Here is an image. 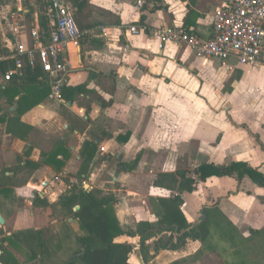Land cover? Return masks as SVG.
Here are the masks:
<instances>
[{"label": "crops", "instance_id": "0c3cea01", "mask_svg": "<svg viewBox=\"0 0 264 264\" xmlns=\"http://www.w3.org/2000/svg\"><path fill=\"white\" fill-rule=\"evenodd\" d=\"M222 2L88 0L84 13L91 26L78 46L67 49L71 68L59 99L38 98L45 92L41 77L31 93L18 88L14 100L0 97V264H63L79 249L76 237L86 233L78 220L70 214L53 218V203L79 188L114 198L123 230L114 241L130 245L129 264H204L218 250L233 254L229 244L208 248L183 231L138 230L142 223L157 225L164 212L159 199L177 194L156 186L157 175L179 169L197 180L192 192L180 194L187 223L202 221L203 209L215 206L235 227L236 241L264 228V185L247 176L199 180L194 174L201 164L244 162L264 176V65L199 57L173 42L160 47L156 34L166 23L208 38ZM21 5L18 0L8 30L0 21V62L6 67L0 65V86L13 66V22L26 21ZM30 5L36 6L32 27L21 35L27 41L44 14L34 0ZM6 12L2 6L0 13ZM21 95L30 101L18 106ZM52 186L64 192L50 197ZM32 236L41 249L33 247Z\"/></svg>", "mask_w": 264, "mask_h": 264}, {"label": "trees", "instance_id": "16d2710c", "mask_svg": "<svg viewBox=\"0 0 264 264\" xmlns=\"http://www.w3.org/2000/svg\"><path fill=\"white\" fill-rule=\"evenodd\" d=\"M30 0H22V5L28 11L24 13L26 26L31 28L33 7L30 5ZM37 5L38 11L45 10V0H34ZM71 6L72 15L76 22L78 29L82 33L91 25L85 21L86 14L85 8L88 6V0H67ZM39 28L46 38L49 33V26L45 15H40ZM1 69L5 70V64L0 62ZM41 77L40 85L45 92L42 93L43 97L49 93V84L47 74L42 70L38 61L33 66H25L21 73L13 75L5 86H0V97L8 96L9 101L14 100V97L20 92L18 88L26 91V94L33 91V83L38 82L37 79ZM29 102L30 100L26 95H21L17 100L18 106L23 101ZM35 103V102H33ZM3 118H0L2 121ZM199 180H205L211 176H230L238 180L244 176L249 177L253 182L258 185H264V176L247 163L232 162L228 165H219L213 163L201 164L195 169ZM197 180L192 176H188V171L179 169L174 173H159L154 180L156 186L166 188L170 191L177 192L169 199H159L161 201L164 212L160 224L142 223L140 226L145 225L150 232H157L161 228L174 229L177 232L183 231V237L189 236L192 239L199 240L202 246H210V240L217 236V232H223L227 239L230 248H233V255L242 254L241 250L244 248L246 241L252 236H258L263 233L264 228L261 230H250L249 237H241L236 241L233 231L235 227L227 220V218L215 206L205 207L203 213L205 217L202 221L197 223H187L183 214L179 210L181 203L180 194L182 192H192L195 188ZM63 208L67 209L73 219H77L79 227L85 231V235L76 237V241L80 244L79 249L69 254L68 257L62 261L63 264H129L128 254L131 250L130 245L117 243L114 239L123 234V230L119 226L118 220L115 216L113 205L114 198L111 196L98 197L96 192L87 191L83 188L72 189L59 199ZM264 203V202H263ZM35 204L50 208L51 205L46 201H35ZM78 205L77 210L73 207ZM163 226V227H162ZM67 235L69 236L70 230L65 223ZM69 232V233H68ZM2 233V230H0ZM151 235V234H150ZM150 235L143 237L146 240ZM31 242L33 247L41 249L39 238L32 236ZM172 244V246H176ZM2 256V255H1ZM4 257V256H3ZM8 261V260H7ZM13 264H15L13 262ZM230 264H245V259L241 261H233Z\"/></svg>", "mask_w": 264, "mask_h": 264}, {"label": "built area", "instance_id": "2783aa9c", "mask_svg": "<svg viewBox=\"0 0 264 264\" xmlns=\"http://www.w3.org/2000/svg\"><path fill=\"white\" fill-rule=\"evenodd\" d=\"M44 14L49 26L48 36L45 38L37 26L30 30L29 41L21 38L26 30L25 22L15 18L11 29L13 66L4 72L3 79L8 81L25 66H33L38 61L48 77V97L59 99L71 68L67 49L69 45H79L81 32L67 0H46ZM129 30L136 33L138 27L130 26ZM156 34L160 47L173 42L187 45L199 57H214L220 61L234 57L241 65H264V0H223L214 13L208 38L166 23L157 27Z\"/></svg>", "mask_w": 264, "mask_h": 264}, {"label": "rangeland", "instance_id": "374dc122", "mask_svg": "<svg viewBox=\"0 0 264 264\" xmlns=\"http://www.w3.org/2000/svg\"><path fill=\"white\" fill-rule=\"evenodd\" d=\"M29 2L32 3L33 0H30ZM2 6H8V12L2 14L0 13V21L2 22L4 29L8 30L10 27L9 24H11V12L14 11V9H16V7L18 6V0H0V11ZM21 8L26 9L22 5ZM62 190L63 188L57 189L56 186H52L49 190V196L55 197V195H57L58 193L64 192ZM19 205L20 207H22V209H24V216L27 217L30 210L28 206H25L26 202L21 200ZM53 209V218H58L59 221L66 219L69 214L67 209L63 208V206L60 205V202L58 201L53 203ZM216 235L217 236H215L214 239L210 240V246L212 248L218 247L219 249L227 248L229 243L225 238L224 233L219 231ZM218 251L219 253H215L211 257H208L204 264H230L235 260L241 261L242 259H245V264H264V231L258 236L250 237V239L246 241L244 248H242L241 250L242 254L234 256L230 250Z\"/></svg>", "mask_w": 264, "mask_h": 264}, {"label": "water", "instance_id": "95a60500", "mask_svg": "<svg viewBox=\"0 0 264 264\" xmlns=\"http://www.w3.org/2000/svg\"><path fill=\"white\" fill-rule=\"evenodd\" d=\"M45 184V183H44ZM79 208V206L78 205H76V206H74V210H77ZM205 217V214L204 213H202V215H201V220H203V218ZM0 224L2 225V224H4V219H3V217L0 215Z\"/></svg>", "mask_w": 264, "mask_h": 264}]
</instances>
